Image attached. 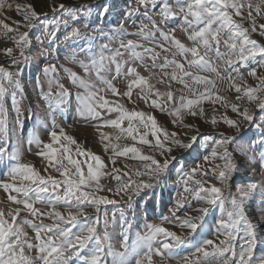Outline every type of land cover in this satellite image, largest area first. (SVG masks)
I'll use <instances>...</instances> for the list:
<instances>
[{"label": "rangeland", "instance_id": "374dc122", "mask_svg": "<svg viewBox=\"0 0 264 264\" xmlns=\"http://www.w3.org/2000/svg\"><path fill=\"white\" fill-rule=\"evenodd\" d=\"M248 2L249 0H244L245 4ZM259 2L260 0H251L253 5ZM165 3H170L174 8L176 7V0H154L155 7L152 6V3L149 4L148 15L165 32L191 47L192 42L187 39L188 33L183 30L186 26L181 16L169 18L165 22L161 21L160 13ZM9 4L11 5L10 8L7 7ZM17 4L32 5L33 9L40 14L32 29L24 26L23 17L16 10ZM61 4L65 6V9L59 7ZM5 5L0 10V20H4L17 32H28L30 46L25 53L28 57L27 62L21 60L19 63L13 64L12 57L19 56V49L15 40L11 38L16 35V32L5 34L0 27V67L17 73L15 79L19 81L18 87H9L5 82L6 93L2 101L3 108L7 113L8 135L7 137H0V140H7L6 145L0 143V146L6 147V153L0 160V209H3L6 214L9 209L23 208L22 205H17L8 200L9 195H16L18 199L22 197L14 191H6L3 188L4 183L14 182L8 174L15 163L8 154L14 150L20 153L22 163L31 164L41 175H52L61 179L60 172L55 171L53 166H60L58 161H60L63 149L56 153V159L52 161L40 153L45 151V144L52 142L50 133L56 131L59 134L60 130L63 129L66 135L73 136L81 150H89L98 155L104 162L103 171L106 175L100 178V190H96L94 183L91 188L84 190L95 192L97 197L103 196L115 201L114 204H102L100 206L99 221L96 225L97 235L103 236L105 231L109 233V243H111L114 252H123L125 243L132 245L138 236L146 234L150 225H160L175 232L186 241L185 244L173 250L174 259H168L169 253L164 249L161 250L162 255L157 254L156 249L160 247V243L154 241L151 251L147 246L138 248L137 254L128 257V264H136L137 260L141 261V264H149V258L151 264H178V261L183 264L184 257L192 261L201 255L196 253L195 249L204 240L210 239L219 245V241L224 239V236L219 234L217 229L219 220L221 218L226 219V213H222L218 206L210 209L209 213L204 216L203 227H198L195 232L181 226V222L186 217L195 218L202 215L198 209L205 206L195 199L192 192L185 191L182 177L184 173H188L198 166L199 171L195 174V179L203 181L206 186L216 185L225 188V185L217 179L219 168H217L216 173H213L211 169L224 164L223 160L213 158L212 153L214 148L218 153L223 151L216 146L214 141L221 140L224 135H227L235 137V142L229 143L228 151L237 165L227 181V190L235 194L237 186L246 185L250 182L258 185L264 184V167L260 163L261 154L264 153V143H261L264 140V112L255 107V102H249L243 92L237 93L234 86L238 84L241 89L256 87L260 83L258 77H264V57L257 55L255 59L244 62L233 56L232 65L226 66L221 59L215 56L214 52L208 53V56L211 57L210 62L217 68L219 76L217 72L200 71L195 67H190L187 61L192 59L191 54H188L187 58L184 55L173 56L174 45L164 40L159 32H156L154 38L150 39L135 35L141 30V25L147 26L145 31L152 30L151 22L141 15L144 8L138 5V0H5ZM137 7L140 9L139 13L135 12ZM66 9H76L77 20L69 19L67 28L61 24L52 42H49L47 37H44L42 42L37 41L36 37L44 36L46 28L48 31L53 30L50 21L68 19L64 14ZM248 11L247 7L243 9L245 17H247ZM130 13L132 14L130 15ZM253 16L256 20L257 30L249 31L248 35L250 39L264 45V35H261L259 30V25L264 24V7L261 8L259 14L253 9ZM234 19L240 21V17L234 16ZM17 21H20L19 27H17ZM242 22L245 27L251 28L250 19L246 18ZM73 28L78 29L82 36L86 35L92 38L91 42L83 38L65 39ZM130 40L143 46L136 49L138 52H143L144 48H152L156 53H159L160 55L155 61L156 64H163L164 58L167 57L168 60H176L184 64V69L191 71L193 76H204L208 80L214 81L215 87L208 85V89L215 96L225 97L227 106L222 101L214 103L213 99H205L197 107V111L200 108L203 109V116L183 115L182 122L178 120L177 123H173L174 117L170 114L169 109L174 105H179V97L183 95L186 98L185 102L187 99H194L205 91V85L194 83L192 77H186L185 83L188 87H185L184 83L171 79L172 67H168L164 71L159 67L153 68L151 67L153 61L148 55L144 56L143 61L132 58L131 53L122 47V44L126 45ZM159 45H162L163 48ZM6 48L13 49L12 56L6 54ZM164 48L171 49V51L165 52ZM117 50L120 52L119 56H116ZM220 51H227L223 43L220 45ZM101 56L105 58L116 56V61L105 59L103 67L98 69L90 66L88 71L82 67L81 62L91 65L93 58L99 61ZM117 62L121 65L119 74L116 69ZM49 65H54L56 68V72L51 74L55 78L51 88L48 83L49 78L43 72V68ZM129 68H134L140 76L145 77L148 83L153 86V92L147 99H145L142 90L144 86H132L131 98L124 95L128 92L130 81L137 78L128 74ZM66 69L76 73L80 79L95 87L85 89L73 84L68 72L65 71ZM253 69H255V76L250 74ZM98 70L99 75H97ZM165 71L168 73L167 76L164 75ZM105 80L110 81L112 86L117 89L116 93L107 88L103 83ZM59 85H63L69 93V97L61 106H57L55 99L56 93L60 91ZM97 89H100L97 92V98L103 97L100 103L107 100L113 109L119 103L129 112L135 110L148 113L155 118L158 126L163 127L169 133H177V138L183 143H189L193 135H198V139L191 148L184 149L176 147L169 141H164L163 134H160L166 147L172 148L170 155L175 157V160L170 163L168 170L160 177L159 181L154 178L150 179L148 176H137L135 174L137 170L144 171L143 162L133 158L132 153L114 156L111 145L117 146V152H122L125 147L135 145L140 149L141 154H151L161 162L165 157L160 154V149L153 146L155 137L150 128L145 129L139 126L137 121H134L133 125L138 128V133H134L137 135V140L133 141L126 131L121 132L120 129L104 123L106 120L118 119L120 112L115 110L108 112L106 108L101 109L97 105V111L101 113L100 117H90L83 114L77 96L96 92ZM157 90L160 93L171 91L174 100L168 102L166 96L158 98ZM48 92L52 94L51 104L44 99V93ZM13 94H15V99H13ZM238 95L241 97L240 100H237ZM153 100L161 104V107L154 106ZM232 103H236L241 112L244 108H248L253 116L252 121H246L242 115L233 112L230 106ZM225 116L237 121L239 131L236 127L225 123ZM213 119L216 121L215 125L212 123ZM185 125L191 127H185ZM127 126L128 121H123L122 128L126 129ZM145 132L147 133L145 139L151 142L149 145L141 144L139 141V134ZM102 135L107 138L102 139ZM34 138L39 140V146ZM30 140L33 142L29 143ZM62 142L68 143L63 138ZM106 144L108 145L107 148H105ZM78 145L68 144V155L81 162V170L87 175V165L94 163V161L88 156L77 154ZM54 147L59 148V145L54 144ZM240 147H243V152L238 150ZM60 162L71 169L66 157ZM46 168L48 171H45ZM113 169L116 170V174L120 175V181L111 178ZM72 170L74 171V169ZM201 172H206L207 175H201ZM128 180L151 182L153 187L150 189L142 188L138 195L132 194V200L129 202L128 194L118 191L123 182ZM15 183H19V181L17 180ZM187 187L192 189L195 184L189 183ZM109 189L111 190L109 191ZM178 202L184 205L179 210H177ZM34 207L40 209V213L32 216L30 213L22 211L17 217L18 222L21 219H28L38 224L56 223L54 214L53 216L48 215L52 211L50 205L35 203ZM56 210L65 217L69 211H76V209H68L63 206H57ZM85 211L95 214L94 208H86ZM174 211L179 217L178 220L172 218ZM105 213H107L109 221L107 228L104 224ZM121 213H123V218H121ZM245 213L255 226L256 244L253 250V264H261L264 260V189H258L246 201ZM165 217L168 219L165 220ZM6 218L9 217L6 216ZM193 222L198 225L201 224V221L196 219H193ZM62 226L69 229L73 237L81 234V224L79 223L76 225L62 224ZM22 227L32 243L40 242L35 240V231L29 225L22 224ZM125 230L127 231L125 232ZM41 235L42 239H46L49 234L42 232ZM243 235L244 233L240 232L235 242L237 251L242 243L240 237ZM125 236H127L126 240ZM53 239L58 240V235H53ZM171 242V238H169V243ZM77 247L79 246L77 245ZM204 247L211 251L212 246ZM94 248L95 240H92L83 249H79V257L71 254V250H66L65 255L69 257L67 264H83V261L91 256ZM104 253L103 264H114L113 256L108 254L107 243L104 246ZM30 254L35 256L36 249H33ZM225 255H230V253Z\"/></svg>", "mask_w": 264, "mask_h": 264}, {"label": "snow or ice", "instance_id": "6c2138e0", "mask_svg": "<svg viewBox=\"0 0 264 264\" xmlns=\"http://www.w3.org/2000/svg\"><path fill=\"white\" fill-rule=\"evenodd\" d=\"M155 7L154 0H138V5L144 8L143 17L148 19L152 24L151 31H145L146 25H141V30L135 35L141 36L144 39L154 38L155 33L159 32L164 40L169 41L170 44L174 45L175 51L172 55H184L187 58L188 54H191L192 59L188 60L187 63L190 67H195L200 71H211L217 72V68L212 65L211 57L208 53L214 52L215 56L221 59L226 66H231L233 63L232 57L235 56L238 60L247 62L251 59H255L257 55L264 57V45L258 44L256 40L250 39L248 33L249 31H256L257 25L255 17L253 16V9L256 13L261 12V8L264 7V0H260L259 3L253 5L251 0L247 4L244 0H176V7L174 8L170 3H165L161 9L160 17L161 21L165 22L169 18H175L181 16L184 27V31L188 33L187 39L192 42V46L188 47L181 40L177 39L175 36L170 35V33L165 32L160 28L156 21L148 15L149 4ZM5 0H0V10L5 7ZM11 7V5H7ZM61 9H65V6L61 4L59 6ZM247 7L249 11L247 12V17L243 14V9ZM23 9V11H21ZM16 10L23 17L25 22L24 26L28 29H32L35 24V20L40 15L37 13L32 5H16ZM55 11V8L53 9ZM139 7L135 9L136 13H139ZM65 16L68 19L63 20H53L49 23L52 25L51 31L47 28L44 32V36L36 37L37 41L42 42L44 37H47L49 42H52L56 37L57 29L61 24L65 28L68 27V20H77V10L76 9H66ZM132 13H130L131 15ZM235 17H240V21L234 19ZM251 20V28L245 27L243 24L244 19ZM17 27H19L20 21H17ZM0 27L4 30L5 34L16 32V35L11 37L15 40V43L19 49V56L12 57V63L17 64L21 60L27 62L26 49L30 46V41L28 39V32H17L9 24L5 23L4 20H0ZM260 34L264 35V24L259 25ZM226 37V38H224ZM87 39L91 42L90 37L83 35L78 29L73 28L65 39ZM226 48V52L220 51V45ZM163 48L162 45H159ZM106 47V46H105ZM125 51L131 53V57L134 59H139L143 61L144 56L148 55L151 57L153 64L151 67H159L162 71L168 67H172L171 79L178 80L180 83H184L185 87L188 85L185 83L186 77H192L194 83H202L205 85V91L200 93L194 99H187L185 102V97L181 95L179 97V105H174L169 109L171 115H173V123H177L179 120L182 122L183 115L203 116V109L200 108L197 111V107L201 104L202 100L213 99V102L222 101L225 106H227V99L222 96H215V94L208 89V85L215 87V82L208 80L204 76H193L191 71H186L184 69V64L177 62L176 60H168L167 57L164 58L163 64H156L159 53H156L152 48H144L143 52L136 51L137 48L143 47L142 45L136 44L133 41H128L126 45L122 44ZM165 52L171 51V49L164 48ZM202 50V51H201ZM91 51V49H89ZM5 52L8 56H12L13 49L6 48ZM203 52V54H202ZM119 50L116 51V56H119ZM116 56L105 58L100 57L97 61L95 58L91 60V65L83 64L85 71H88L89 67L101 68L104 66V60L109 59L113 62L116 61ZM227 57V59H225ZM146 67H148L146 65ZM117 73L119 74L121 70V65L116 63ZM227 70V68H226ZM69 77L73 84L79 85L85 89H90L95 87L94 85L86 83L84 80L70 70L66 69ZM45 76H47L49 87L54 83L55 78L51 75L56 72L54 65L45 66L43 68ZM128 74L137 77L130 81L128 92L124 95L131 98L132 86H144V97H147L153 92V86L148 83L145 77L140 76L139 73L135 71L134 68L128 69ZM255 76V69L250 73ZM17 73L10 72L4 67H0V137H7L8 135V119L7 113L3 108V97L6 93L5 82L9 87H18L19 81L15 79ZM99 75V70L97 71ZM164 75H168L165 71ZM219 76V73L217 72ZM239 75V74H238ZM242 78V77H241ZM223 79V77H221ZM260 83L256 87H245L241 89L238 84H235V90L237 93L243 92L249 102H255V107L264 112V77H258ZM103 83L110 89L113 93L117 92V89L112 86L110 81H103ZM60 91L56 93L55 99L57 106H61L65 103L66 99L69 97L68 91L63 85H59ZM96 92H89L84 96H77V99L81 104V112L86 116L90 117H100L101 113L97 111V105L101 109H107L108 112L113 110L120 112L118 119H110L104 121L116 129H120L121 132H127L133 141L137 140L138 128L133 125L134 121H137L139 126L145 129L150 128L152 135L155 137L154 147L160 149V154L165 158L163 161H158L151 154L144 155L141 154L139 148L135 145L131 147H125L122 152H117V146L115 144L111 145L113 148V155H127L132 153L133 158L139 159L143 162L144 171H136L137 176H148L150 179L154 178L157 181L160 177L168 170L170 163L175 160V157L171 156L172 148L166 147L165 143L161 140V135L163 134V140L169 141L171 144L178 148L189 149L192 144L198 139V135H193L190 138L189 143H183L177 138L178 134L173 132L169 133L163 127L157 125L155 118L142 111H127L123 105L117 103L115 109L110 107V102L103 100V97L97 98ZM259 93V95H258ZM157 97L166 96L168 102L174 100L173 93L168 91L167 93H160L156 91ZM51 92L44 93V99L48 100L51 104ZM13 99H15V94H13ZM241 97L238 95L237 100ZM153 105L156 107H161V104L157 101H152ZM231 109L233 112L242 115L244 120L252 121L253 116L248 108H244L241 112L239 106L236 103H232ZM162 110H164L162 108ZM127 120V128H122V122ZM224 121L229 126H234L239 131V124L237 121L224 117ZM213 125H215V119L212 120ZM55 127V125H53ZM185 127H191L190 125H185ZM147 133L139 134V141L141 144L149 145L151 142L145 139ZM51 141L44 145L45 151L40 153L41 155L47 157L49 161L56 159V153L63 149V153L60 157L62 161L65 157L67 158L68 164L71 165V169L65 167L63 163L58 161L59 167H55V171L60 172L61 179H57L52 175H41L31 164L22 163L20 161V153L18 151H13L9 153L11 160L15 161L9 170V176L14 181L13 183H4L3 188L6 191H14L22 198L18 199L16 195H9L8 200L14 202L17 205H22L21 207H16L15 209H9L5 214L3 209H0V264H67L68 256L65 255L66 250H71V254L77 255L79 257V249H83L89 241L95 240V248L91 256L83 261V264H103L102 257L104 256V246L108 245V254L112 255L114 258V264H128V257L133 254H137V249L147 246L149 251L152 250V244L154 241L160 243V247L156 249L157 254L162 255V249L167 250L169 253L168 259H174L173 250L179 248L181 245L185 244L186 241L181 236H178L175 232L169 231L160 225H150L148 226V231L143 236H138L137 240L133 242L132 245L125 243L123 252H114L112 250V245L109 243L110 236L107 231L104 232L103 236L96 234V225L99 221L100 206L102 204H114L115 201L108 199L107 197H97L93 191H85V188H91L93 183L97 191L100 190V178L106 173L103 171L105 168L104 162L98 155L91 153L89 150H81L78 142L71 135H66L63 129L60 130L59 134L56 131L50 133ZM64 141L68 143H63ZM106 136L102 135V139H106ZM35 139V138H34ZM119 139V137H117ZM30 140L29 143H32ZM35 142L39 146V140L35 139ZM235 137L224 135L223 139L216 140L214 143L218 148L223 149L222 152H217L216 148L213 149V158H219L224 161L222 166H217L211 169L213 173L217 172L219 168L217 179L225 185V188L217 187L216 185L206 186L201 180L195 179V174L199 171V167L191 169L190 172L184 173L182 177L183 183L185 184V191H190L194 194L195 199L198 202H202L205 206L198 209L202 214L195 218L186 217L182 222V227H187L193 232L197 230L198 227H203L204 216L207 215L212 207L218 206L222 213H226V219L221 218L219 220V227L217 232L224 236V239L219 241L217 245L213 240H204L200 246H197L195 251L201 255L197 257L196 260L189 261L187 257L183 258V264H253V250L256 244V233L255 226L249 220L245 213V203L252 194L258 189H264V184H257L250 182L246 185L237 186L235 194L227 190V181L233 174L237 165L233 160L231 153L228 151L229 143H234ZM0 143L4 145L7 144V140H0ZM264 143V140L261 141ZM54 144L59 145V148L54 147ZM68 144H77L76 152L79 155H85L90 157L94 163H88L87 165V175L81 170V162L73 159L69 153ZM108 145H105L107 148ZM243 152V147L238 149ZM6 153V147L0 146V160ZM113 163L115 161L113 160ZM261 166L264 167V153L260 157ZM63 169V171H61ZM74 169V171L72 170ZM45 171H48L46 168ZM201 175H207L206 172H201ZM111 178L120 181V175L116 174V170L113 169L111 172ZM19 183H15V181ZM189 183H194L195 187L189 189L187 185ZM153 184L151 182H144L143 180L133 182L128 180L123 182L122 187L118 191H123L128 194L129 202L132 200V194H139L142 188H152ZM111 189H109L110 191ZM35 203L47 204L52 207V211L48 213L49 216H53L56 220L54 224H43V223H33L28 219H21L19 222L17 217L20 216L22 211L30 213L32 216H36L40 213V209L35 208ZM57 206H63L68 209H76L75 212L69 211L67 217H65L60 211L56 210ZM129 206H131L129 204ZM184 207L183 204L178 202L177 210ZM86 208H94L95 214L86 212ZM43 215V213H41ZM114 215V214H113ZM9 217V218H6ZM104 224L105 228L109 223L107 218V213L104 214ZM121 218H123V213H121ZM173 219H179L176 216L175 211L173 212ZM165 220L168 218L165 217ZM193 219L201 221V224L193 222ZM81 224L80 232L81 234L72 236L70 230L63 227L62 224ZM22 224L29 225L35 231V240L40 241L39 243H32L28 239V234L25 232ZM127 230H125L126 232ZM42 232L47 235L46 239H42ZM240 232H243V237H240L242 243L237 251L236 240ZM53 235H58L59 239L54 240ZM169 238H171V243H169ZM127 236H125V240ZM77 245L79 247H77ZM204 246H212L211 251H208ZM33 249H36V255L33 256L30 253ZM230 253V255H225ZM136 264H141V261L137 260ZM149 264L151 260L149 258ZM180 264V261H178ZM261 264H264L262 260Z\"/></svg>", "mask_w": 264, "mask_h": 264}]
</instances>
